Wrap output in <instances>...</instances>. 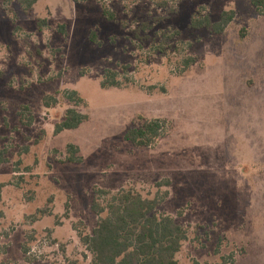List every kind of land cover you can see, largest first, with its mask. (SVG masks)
<instances>
[{
	"label": "rangeland",
	"instance_id": "1",
	"mask_svg": "<svg viewBox=\"0 0 264 264\" xmlns=\"http://www.w3.org/2000/svg\"><path fill=\"white\" fill-rule=\"evenodd\" d=\"M228 11L223 34L189 26ZM107 70L121 87L101 88ZM71 108L88 120L54 134ZM139 117L173 127L135 148L124 134ZM0 153V264H90L94 190L167 192L156 214L188 231L179 264H264V16L247 0L0 3Z\"/></svg>",
	"mask_w": 264,
	"mask_h": 264
},
{
	"label": "trees",
	"instance_id": "2",
	"mask_svg": "<svg viewBox=\"0 0 264 264\" xmlns=\"http://www.w3.org/2000/svg\"><path fill=\"white\" fill-rule=\"evenodd\" d=\"M16 1L24 14L28 15L40 0H0L4 9L10 13L11 4ZM77 2L78 0H73ZM255 11L264 16V0H247ZM103 16L114 19L113 14L102 8ZM234 19V12H222L219 20L211 22L208 16L201 17L197 12L190 19L193 30L207 29L213 34H223ZM46 20L38 22L39 28ZM59 32L67 36L65 26ZM95 33L89 40L98 44ZM192 61V60H190ZM186 71L190 66L185 64ZM102 89L119 88L117 73L107 70L100 83ZM64 99L75 105L84 104V100L76 93L67 91ZM56 97H45L43 106L50 108L57 104ZM28 111L23 107L22 111ZM88 120L86 115L75 109H67L64 118L54 126V134L79 128ZM140 124L132 127L124 134V141L135 148L152 149L166 137L173 123L166 119L138 118ZM0 164L6 162L1 156ZM82 158L78 146L69 144L66 147V163L80 164ZM158 183L156 187H160ZM168 184V183H167ZM167 198V192L157 193L154 198H145L133 190H120L111 194L107 191L94 190L91 211L98 217L95 228L90 235L79 234L82 245L91 255L90 264H179L177 255L182 245L188 240V231L175 222L174 218L156 214V210ZM26 253V249H24ZM222 264H228L223 261Z\"/></svg>",
	"mask_w": 264,
	"mask_h": 264
}]
</instances>
